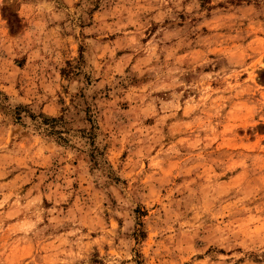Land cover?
<instances>
[{
    "label": "rangeland",
    "instance_id": "obj_1",
    "mask_svg": "<svg viewBox=\"0 0 264 264\" xmlns=\"http://www.w3.org/2000/svg\"><path fill=\"white\" fill-rule=\"evenodd\" d=\"M0 264H264V0H0Z\"/></svg>",
    "mask_w": 264,
    "mask_h": 264
},
{
    "label": "trees",
    "instance_id": "obj_2",
    "mask_svg": "<svg viewBox=\"0 0 264 264\" xmlns=\"http://www.w3.org/2000/svg\"><path fill=\"white\" fill-rule=\"evenodd\" d=\"M204 1V0H203ZM208 0H206V2H207Z\"/></svg>",
    "mask_w": 264,
    "mask_h": 264
}]
</instances>
